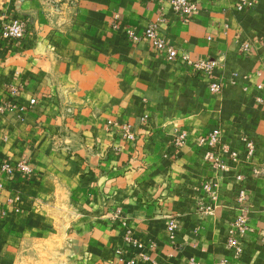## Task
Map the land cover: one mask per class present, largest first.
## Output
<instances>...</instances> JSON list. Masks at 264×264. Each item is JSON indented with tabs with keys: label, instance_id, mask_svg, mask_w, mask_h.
I'll list each match as a JSON object with an SVG mask.
<instances>
[{
	"label": "crops",
	"instance_id": "crops-1",
	"mask_svg": "<svg viewBox=\"0 0 264 264\" xmlns=\"http://www.w3.org/2000/svg\"><path fill=\"white\" fill-rule=\"evenodd\" d=\"M191 1L0 0V264H264V0Z\"/></svg>",
	"mask_w": 264,
	"mask_h": 264
},
{
	"label": "built area",
	"instance_id": "built-area-1",
	"mask_svg": "<svg viewBox=\"0 0 264 264\" xmlns=\"http://www.w3.org/2000/svg\"><path fill=\"white\" fill-rule=\"evenodd\" d=\"M157 3H164L167 2L170 4L173 12L179 16L183 17H192L196 12L198 11V6L195 2L191 0H151ZM249 4L246 2V0H239L238 8L242 9L245 6H248ZM25 32V24L23 21L14 19L11 20L8 24L4 25L1 28V36L4 40H17L23 37ZM127 35L130 39L136 40V37H134L133 33L131 31L127 32ZM145 36L151 41L153 48H155L156 51L164 52L168 60H174V59H182L183 61L187 62L188 65H190L196 72L203 73L205 75L211 74L215 62L214 61H198V62H190L186 56L179 55L178 52L171 47H167L165 44V41L160 38L157 28L150 24L145 29ZM243 53L247 54L250 52V45L245 44L242 47ZM215 90V88L212 87V90ZM34 101L32 102V104ZM122 137L124 140H134V133L132 132L131 128L127 125L120 126ZM186 135L183 133L178 134L175 136L174 144L176 146H180L184 140ZM218 143V133L214 131L212 134H210L207 138H202L199 140V144L201 146H207L210 150V152L207 154L206 159L213 161L216 165H219L218 161L212 157L211 151L214 149V146ZM245 150L248 156H252L253 154V144L252 142H246L245 143ZM19 169H22L25 172H29V168L24 163H19L17 165ZM220 169H223V166H219ZM1 174H3L5 177H8L12 175L13 168L9 164H3L0 168ZM1 189V186H0ZM204 190L207 192H210L212 190V186L209 183H206L204 185ZM240 199H243V193L240 194ZM234 233L244 235L248 232V223L246 221V218L244 215H240L236 218V220L233 223ZM176 229V224L174 221H170L168 224V232L170 234H173ZM226 246L230 250H234L236 255H239L240 249L237 247L236 241L233 239V237H230L226 243Z\"/></svg>",
	"mask_w": 264,
	"mask_h": 264
},
{
	"label": "rangeland",
	"instance_id": "rangeland-1",
	"mask_svg": "<svg viewBox=\"0 0 264 264\" xmlns=\"http://www.w3.org/2000/svg\"><path fill=\"white\" fill-rule=\"evenodd\" d=\"M110 214H108L109 218H108V222H120V219H119V216H120V212L117 210V211H110L109 212ZM110 222V223H111ZM129 240V238H128ZM130 241V240H129Z\"/></svg>",
	"mask_w": 264,
	"mask_h": 264
}]
</instances>
